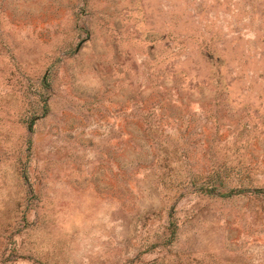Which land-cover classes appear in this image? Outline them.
<instances>
[{"label":"rangeland","instance_id":"374dc122","mask_svg":"<svg viewBox=\"0 0 264 264\" xmlns=\"http://www.w3.org/2000/svg\"><path fill=\"white\" fill-rule=\"evenodd\" d=\"M0 264H264V0H0Z\"/></svg>","mask_w":264,"mask_h":264}]
</instances>
